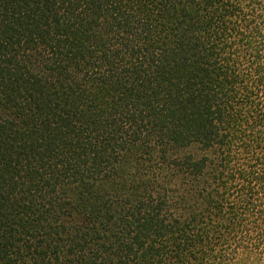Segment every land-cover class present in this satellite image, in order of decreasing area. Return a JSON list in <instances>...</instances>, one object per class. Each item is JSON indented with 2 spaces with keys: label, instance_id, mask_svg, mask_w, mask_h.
I'll return each instance as SVG.
<instances>
[{
  "label": "trees",
  "instance_id": "1",
  "mask_svg": "<svg viewBox=\"0 0 264 264\" xmlns=\"http://www.w3.org/2000/svg\"><path fill=\"white\" fill-rule=\"evenodd\" d=\"M0 264H264V0H0Z\"/></svg>",
  "mask_w": 264,
  "mask_h": 264
}]
</instances>
